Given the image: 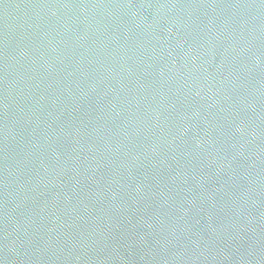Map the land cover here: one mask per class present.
Returning a JSON list of instances; mask_svg holds the SVG:
<instances>
[{"label": "water", "instance_id": "95a60500", "mask_svg": "<svg viewBox=\"0 0 264 264\" xmlns=\"http://www.w3.org/2000/svg\"><path fill=\"white\" fill-rule=\"evenodd\" d=\"M0 264H264V0H0Z\"/></svg>", "mask_w": 264, "mask_h": 264}]
</instances>
